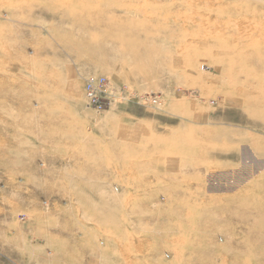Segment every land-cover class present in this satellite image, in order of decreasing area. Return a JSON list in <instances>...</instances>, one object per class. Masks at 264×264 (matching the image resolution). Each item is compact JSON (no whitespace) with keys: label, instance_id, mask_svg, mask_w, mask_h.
<instances>
[{"label":"rangeland","instance_id":"374dc122","mask_svg":"<svg viewBox=\"0 0 264 264\" xmlns=\"http://www.w3.org/2000/svg\"><path fill=\"white\" fill-rule=\"evenodd\" d=\"M259 27L264 0H0V264H264Z\"/></svg>","mask_w":264,"mask_h":264},{"label":"built area","instance_id":"2783aa9c","mask_svg":"<svg viewBox=\"0 0 264 264\" xmlns=\"http://www.w3.org/2000/svg\"><path fill=\"white\" fill-rule=\"evenodd\" d=\"M106 88L103 81L95 83L93 80H89L86 84V97L87 99H97L99 89Z\"/></svg>","mask_w":264,"mask_h":264},{"label":"bare ground","instance_id":"6f19581e","mask_svg":"<svg viewBox=\"0 0 264 264\" xmlns=\"http://www.w3.org/2000/svg\"><path fill=\"white\" fill-rule=\"evenodd\" d=\"M255 35L260 36L264 34L263 27H259L254 31Z\"/></svg>","mask_w":264,"mask_h":264}]
</instances>
